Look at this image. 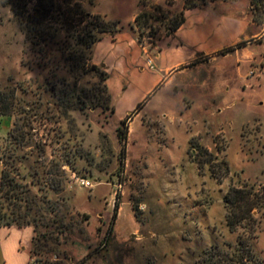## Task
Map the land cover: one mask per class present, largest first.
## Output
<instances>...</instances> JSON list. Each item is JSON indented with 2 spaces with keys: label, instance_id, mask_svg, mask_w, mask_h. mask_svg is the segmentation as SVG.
Segmentation results:
<instances>
[{
  "label": "rangeland",
  "instance_id": "374dc122",
  "mask_svg": "<svg viewBox=\"0 0 264 264\" xmlns=\"http://www.w3.org/2000/svg\"><path fill=\"white\" fill-rule=\"evenodd\" d=\"M2 2L0 89H16L27 104L21 118H32V136L47 142L46 156L38 158L34 147L19 153L26 154L25 166L40 172L43 202L54 203L56 212L44 210L38 231L54 234L32 258L31 228L0 229V264H235L237 235L245 246L252 242L246 228L230 232L224 196L231 187H264V0L45 1L56 9L44 17L43 32L56 34L46 49L60 68L57 49L75 45L70 36L91 27L76 15L78 5L117 24L108 36L132 34L148 50L137 62L138 52L120 54L115 63H127V74L111 65L106 107L68 110L67 117L58 105L53 63L39 66L22 18ZM17 2L29 14L37 8L36 0ZM194 6L202 8L186 14ZM182 13L185 25L163 38ZM157 44L160 50L153 49ZM168 66L177 67L171 80L148 95L156 73ZM58 74L73 86L66 70ZM101 86L88 74L75 88L92 96ZM130 112L138 113L129 120L123 151L120 130ZM18 118L0 115V174ZM194 141L204 150L191 148ZM67 158L71 164H64ZM53 216L64 228L52 225ZM256 216L254 248L264 264V208Z\"/></svg>",
  "mask_w": 264,
  "mask_h": 264
},
{
  "label": "trees",
  "instance_id": "16d2710c",
  "mask_svg": "<svg viewBox=\"0 0 264 264\" xmlns=\"http://www.w3.org/2000/svg\"><path fill=\"white\" fill-rule=\"evenodd\" d=\"M5 6H9L18 16L22 18L21 24L23 30L26 33L28 39L38 48L39 52V66H48L53 63L54 77H57L56 83L61 84V87L56 91L58 105L64 112V116H68V110H84L90 107H106L109 102L107 80L108 75L100 67L92 63L91 53L94 45L101 41L107 34L117 33V24L112 25L100 17L99 15L92 16L85 13L80 5L76 8V15L80 16L81 21H89L91 25L89 29L78 30L77 36H70L75 40V45L69 47L64 44L62 48L57 49L61 52V58L63 61H57L55 65L56 56L52 50L47 51L46 47L48 42L52 41L56 34H47L43 32L45 16H49L51 12H56L54 5H45V1L50 0H36V9L34 13L29 14L25 10L26 4L17 2V0H2ZM22 5V7H21ZM189 8V7H187ZM138 17V16H137ZM137 19V18H136ZM79 22L82 23V22ZM185 23V14H180L167 33V36L173 34ZM115 28V29H114ZM121 29V28H120ZM119 29V30H120ZM68 34V33H67ZM69 37V36H68ZM60 58V59H61ZM66 70L69 73L70 78L73 79V86L69 84L68 79L59 76V70ZM88 74H96L99 77L101 87L92 94L84 93L85 90H76V85L83 80ZM100 86V85H99ZM53 88H57L56 85ZM24 91V89H22ZM84 93V96L82 95ZM145 101L139 104L138 110H141ZM23 100L17 97L16 89L3 92L0 89V115L14 116L19 113L20 118L13 122V126L6 138L5 158L1 160L2 170L0 174V226L17 227V228H33V238L31 241L32 248L30 250V258L34 255H41L46 250V244H43L44 240L49 235L54 234L52 231H45L39 233L38 228L46 219L44 210L50 212H56V206L54 203H48L45 205L43 202V196L41 194V180L36 179L40 173L36 167L34 171L30 170V167L25 166L23 161L26 158V154L19 153L22 150L30 147L36 149V155L38 158L46 156V141L43 139H36L31 134L32 118H21L24 113L27 104H23ZM23 104V105H21ZM139 112V111H138ZM138 112H132L122 122L120 137L123 144V151L125 150L127 141L128 123L130 118ZM52 140V139H51ZM204 150L202 147L192 142L191 148ZM197 147V148H198ZM206 151V150H205ZM64 164H71V161L67 158L64 160ZM24 166V169L28 170L27 175H21L20 168ZM36 188L37 192L31 193V189ZM44 203V204H43ZM224 203L227 210L226 224L231 233H237L239 229L246 228L249 233V239L252 242L245 246L241 234L237 235V244L233 248V262L235 264H244L245 260H251L255 264H261L257 258L255 252V242L258 239V230L260 222L257 220L256 213H260L264 208V187L257 188L255 186H240L231 187L224 196ZM117 215V214H116ZM52 225L58 224L57 227L64 228L62 220L57 219L55 216L52 218ZM61 228V230H62ZM58 229V228H57ZM59 230L57 232L62 233ZM56 232V233H57ZM42 243V244H41ZM38 261H41L38 259ZM222 261L221 263H224ZM28 264H30L28 262ZM219 264V263H217Z\"/></svg>",
  "mask_w": 264,
  "mask_h": 264
},
{
  "label": "crops",
  "instance_id": "0c3cea01",
  "mask_svg": "<svg viewBox=\"0 0 264 264\" xmlns=\"http://www.w3.org/2000/svg\"><path fill=\"white\" fill-rule=\"evenodd\" d=\"M210 4H204L202 7H207ZM214 5V4H213ZM216 6V5H214ZM200 6H194L192 8H186V14L188 11L191 10H195L197 8H199ZM200 7V8H202ZM185 14V23L187 21V17ZM185 23L179 28L177 29V31H175L174 33L178 32L184 25ZM167 37V34L165 36H163V38ZM124 41L126 42V45L121 46V42ZM154 50H160V46L159 44H157V46H155L153 48ZM136 52H138V54H136L134 56L133 62H137L138 60H141V57L143 54H147L148 50L141 46L138 41L136 40L134 35H130V34H125L122 35L121 32L119 34H116L114 36H108L105 35L103 37V39L99 42H97L94 47H93V63L95 65H101L102 68H104V70L108 73L109 78H108V82L110 80V75H111V65L116 66L117 64L120 65V71H122L123 73L127 74V71L129 70L127 63L122 64L121 62L115 63L118 59H120V54H126L127 56L133 55ZM141 54V55H140ZM156 58H159L156 55ZM181 66V65H180ZM114 68V67H113ZM116 68V67H115ZM123 68V69H122ZM177 67H163L159 70V73H156L155 78L152 79L151 82V88L150 90L147 92V94L152 90L157 88L159 85H161L164 81L165 82H169L171 80V74L173 73V71L176 69ZM141 72H144V68L140 69ZM109 87V86H108ZM110 92L112 93L113 91L111 89H109ZM149 95V94H148ZM131 113V112H130ZM28 229L31 228L33 231L32 227H26V228H17V227H6V226H0V229ZM34 232L32 234L31 240L28 243V245H31V241L33 238ZM29 254V253H28ZM30 257V254H29ZM22 264H28V259H25Z\"/></svg>",
  "mask_w": 264,
  "mask_h": 264
},
{
  "label": "built area",
  "instance_id": "2783aa9c",
  "mask_svg": "<svg viewBox=\"0 0 264 264\" xmlns=\"http://www.w3.org/2000/svg\"><path fill=\"white\" fill-rule=\"evenodd\" d=\"M149 64H150V67L153 68V67H152V64H151V61H149ZM80 182H81L82 185H84V186H86V187H92L91 182H89L88 180L81 179ZM31 264H38V262H37L36 259H33V260L31 261Z\"/></svg>",
  "mask_w": 264,
  "mask_h": 264
}]
</instances>
